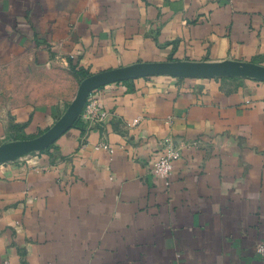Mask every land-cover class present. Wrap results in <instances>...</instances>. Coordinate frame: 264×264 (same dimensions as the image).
I'll use <instances>...</instances> for the list:
<instances>
[{
	"label": "crops",
	"instance_id": "obj_1",
	"mask_svg": "<svg viewBox=\"0 0 264 264\" xmlns=\"http://www.w3.org/2000/svg\"><path fill=\"white\" fill-rule=\"evenodd\" d=\"M223 62L264 69V0H0V145L46 133L90 76ZM90 94L102 121L0 163V264H261L262 78L139 73ZM167 148L169 185L151 172Z\"/></svg>",
	"mask_w": 264,
	"mask_h": 264
},
{
	"label": "water",
	"instance_id": "obj_2",
	"mask_svg": "<svg viewBox=\"0 0 264 264\" xmlns=\"http://www.w3.org/2000/svg\"><path fill=\"white\" fill-rule=\"evenodd\" d=\"M249 66L250 71H243L242 67ZM231 67V68H230ZM176 71L179 73H195L198 75L207 74H224V73H237L247 76H256L264 80V69L246 63H218V64H191V65H177L169 64H147L138 66L132 70L118 69L103 72L94 76L84 79L77 90V94L71 104L68 106L64 115L50 128L46 133L26 141L12 142L5 145H0V163L11 159H15L27 153L38 151L50 142L63 131L66 127L72 124L80 115L86 103V99L90 92L97 86L106 82L118 80L135 74L153 73V72H168ZM20 147V148H18Z\"/></svg>",
	"mask_w": 264,
	"mask_h": 264
},
{
	"label": "built area",
	"instance_id": "obj_3",
	"mask_svg": "<svg viewBox=\"0 0 264 264\" xmlns=\"http://www.w3.org/2000/svg\"><path fill=\"white\" fill-rule=\"evenodd\" d=\"M107 113L101 110L98 106L97 100L92 97L91 94L88 95L86 103L82 110L81 116L85 119L92 120L94 122L102 121L106 117ZM106 149L112 151L108 145L100 144L96 146V149ZM178 157L177 149L167 148L158 156V158L153 163L151 172L155 177L162 178L165 185H169L170 178L173 172V161ZM256 251L260 257L261 264H264V241L257 244Z\"/></svg>",
	"mask_w": 264,
	"mask_h": 264
},
{
	"label": "rangeland",
	"instance_id": "obj_4",
	"mask_svg": "<svg viewBox=\"0 0 264 264\" xmlns=\"http://www.w3.org/2000/svg\"><path fill=\"white\" fill-rule=\"evenodd\" d=\"M29 139H31V138H19V139H17V140H14V139H7V140H4V142H3V144L4 143H6L5 145H7V144H10V143H12V142H21V141H26V140H29ZM33 139V138H32Z\"/></svg>",
	"mask_w": 264,
	"mask_h": 264
},
{
	"label": "bare ground",
	"instance_id": "obj_5",
	"mask_svg": "<svg viewBox=\"0 0 264 264\" xmlns=\"http://www.w3.org/2000/svg\"><path fill=\"white\" fill-rule=\"evenodd\" d=\"M231 68V67H230ZM252 68L251 67H249V66H244V67H242V70L243 71H250ZM18 148H20V147H18Z\"/></svg>",
	"mask_w": 264,
	"mask_h": 264
},
{
	"label": "trees",
	"instance_id": "obj_6",
	"mask_svg": "<svg viewBox=\"0 0 264 264\" xmlns=\"http://www.w3.org/2000/svg\"><path fill=\"white\" fill-rule=\"evenodd\" d=\"M76 74H77V75H81V72L78 71V70H76Z\"/></svg>",
	"mask_w": 264,
	"mask_h": 264
}]
</instances>
